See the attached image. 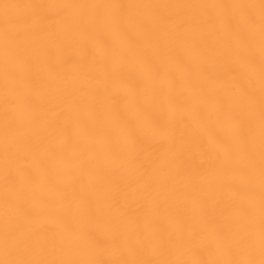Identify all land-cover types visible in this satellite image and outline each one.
Segmentation results:
<instances>
[{
	"label": "bare ground",
	"instance_id": "1",
	"mask_svg": "<svg viewBox=\"0 0 264 264\" xmlns=\"http://www.w3.org/2000/svg\"><path fill=\"white\" fill-rule=\"evenodd\" d=\"M0 264H264V0H0Z\"/></svg>",
	"mask_w": 264,
	"mask_h": 264
}]
</instances>
